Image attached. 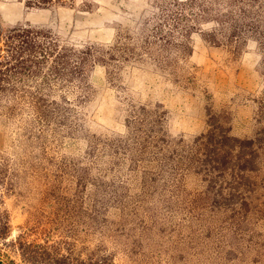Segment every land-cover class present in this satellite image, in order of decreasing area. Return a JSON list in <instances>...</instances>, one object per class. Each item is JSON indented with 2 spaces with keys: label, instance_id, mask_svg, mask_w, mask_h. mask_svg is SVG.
Wrapping results in <instances>:
<instances>
[{
  "label": "rangeland",
  "instance_id": "rangeland-1",
  "mask_svg": "<svg viewBox=\"0 0 264 264\" xmlns=\"http://www.w3.org/2000/svg\"><path fill=\"white\" fill-rule=\"evenodd\" d=\"M14 26L61 60L0 87V264H264V0H0Z\"/></svg>",
  "mask_w": 264,
  "mask_h": 264
},
{
  "label": "trees",
  "instance_id": "trees-1",
  "mask_svg": "<svg viewBox=\"0 0 264 264\" xmlns=\"http://www.w3.org/2000/svg\"><path fill=\"white\" fill-rule=\"evenodd\" d=\"M27 4L35 7H50L64 4V0H25ZM47 37L38 30L26 26H14L0 31V41L2 42L5 55L0 56V87L5 83V76L11 74L16 69L22 71L31 66L26 63H32L34 66L39 59L43 65L60 61L61 56L57 51L56 55L53 52L57 49L56 45L52 48L48 42H41ZM1 51V48H0ZM38 57L37 62L32 61L31 55ZM54 56V59H50Z\"/></svg>",
  "mask_w": 264,
  "mask_h": 264
}]
</instances>
